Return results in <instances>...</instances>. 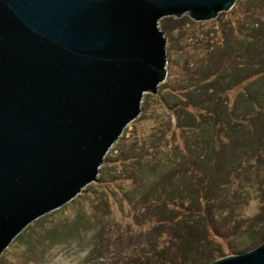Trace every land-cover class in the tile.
Here are the masks:
<instances>
[{
    "label": "water",
    "instance_id": "95a60500",
    "mask_svg": "<svg viewBox=\"0 0 264 264\" xmlns=\"http://www.w3.org/2000/svg\"><path fill=\"white\" fill-rule=\"evenodd\" d=\"M236 1L0 0V259L103 180L107 155L168 79L160 21L214 19ZM212 264H264V243Z\"/></svg>",
    "mask_w": 264,
    "mask_h": 264
},
{
    "label": "rangeland",
    "instance_id": "374dc122",
    "mask_svg": "<svg viewBox=\"0 0 264 264\" xmlns=\"http://www.w3.org/2000/svg\"><path fill=\"white\" fill-rule=\"evenodd\" d=\"M236 15L238 19L234 17ZM251 18L255 19L256 15L249 10L247 0H237L230 11L222 12V16L214 19L198 20L177 15L162 19L160 24L167 31L172 48L169 75L173 74L174 79L167 86L166 79L161 91L145 96L148 113L129 124L126 138L120 139L117 147L107 155V159L117 157L105 169L103 176V180H118L113 185L107 184L117 201L112 212L102 198L104 186L94 182L77 198L25 228L20 238H15L12 247L4 251L0 264H132L161 247L175 244L180 224L161 222L151 229L142 225L131 229L126 225V221L132 219L131 211L124 208L122 194L116 189L114 191L113 187L118 185V190L119 187L123 190L121 180H134L123 194L136 213L142 211L136 207L137 202L152 182L171 175L177 181V187L183 189L187 181L183 170L192 165L190 157L184 158V152L176 141L181 143L182 135L186 145L198 143L189 142L193 137L188 129L180 133L177 117H174L175 110L195 113L193 105L185 99L189 93L182 88L185 84H192L195 78L202 79L205 69L213 68L217 72L220 68L231 69L238 65L239 54H231L228 45L223 43L220 48L217 43L237 35L238 30L244 32L245 28L251 27ZM224 48L225 53L221 51ZM172 86L177 89L176 94L172 93ZM173 122L177 128H174L171 139H175V143L172 141L173 145L168 148L164 133L170 131ZM139 133L144 138L141 145L136 144ZM191 156L195 161L196 175L207 178L202 175L204 169L196 165L199 162L197 154ZM245 158L248 163H253L254 175L248 177L235 171L233 179L224 182L223 191H218L210 203L212 224L221 235V257L251 250L264 243V197L258 192L264 188V155L249 153ZM185 197L181 195L180 200L190 205V200ZM96 199L99 202L95 204ZM227 201L230 203L225 205ZM152 258L156 260L155 255Z\"/></svg>",
    "mask_w": 264,
    "mask_h": 264
},
{
    "label": "trees",
    "instance_id": "16d2710c",
    "mask_svg": "<svg viewBox=\"0 0 264 264\" xmlns=\"http://www.w3.org/2000/svg\"><path fill=\"white\" fill-rule=\"evenodd\" d=\"M247 4L252 14L256 15V18H251L250 21L253 25L245 28L244 32L238 30L239 34L226 37L222 43H217V47L221 48L224 43L228 45L231 54H239L240 62L234 66L236 69L231 66L233 68H220L217 72L213 68L203 70L205 78L190 80L192 84H185L182 88L189 93L185 99L193 105L195 113L174 111L180 133L188 129L193 137L189 142L198 143L186 145L181 134V143L176 141L184 152V158L190 157L192 165L183 170L187 175L183 189L177 187V181L171 175L152 182L137 202L136 207L142 208V211L136 213L123 194L134 180H121L124 191L120 187L118 190V185L113 187L114 191L116 189L122 194L124 208L131 211L132 219L126 221V225L131 229L140 225L151 229L161 225V222L180 224L176 230L178 236L175 244L161 247L151 254L146 253L147 258L145 256L132 264H205L221 257V235L212 224L211 200L218 191H223L222 185L225 181L230 182L233 179L232 174L235 171L247 174L248 177L254 175V165L247 162V154L264 155V0H247ZM232 30L235 33L234 28ZM221 51H225V48ZM173 79L174 75L170 74L166 86L172 83ZM171 90L172 93H177L173 86ZM166 104L165 100L164 105ZM175 127L173 122L170 131L164 133L168 148L173 145L172 141L175 143V139H171ZM136 138V144L141 145L144 139L141 133ZM192 154H197L199 162L196 165L204 169L202 175L207 178L196 175ZM110 157L112 158L106 159L103 171L117 158ZM157 162H160V159ZM105 177H108L106 173ZM114 181L118 180H99L104 186L102 198L108 203L110 212L117 201L107 184L113 185ZM258 192L264 197V188ZM181 195H185L191 204L182 202ZM90 196L93 197V194ZM94 202L96 204L99 199ZM229 203L224 202L225 205ZM159 216L164 218L159 219ZM187 218L189 220L186 222ZM154 255L155 261L152 258Z\"/></svg>",
    "mask_w": 264,
    "mask_h": 264
}]
</instances>
